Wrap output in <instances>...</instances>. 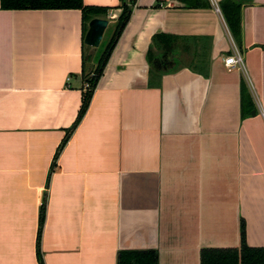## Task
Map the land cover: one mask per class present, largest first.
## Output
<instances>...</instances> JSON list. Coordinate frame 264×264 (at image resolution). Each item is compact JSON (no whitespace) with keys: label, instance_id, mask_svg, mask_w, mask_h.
I'll return each instance as SVG.
<instances>
[{"label":"crops","instance_id":"1","mask_svg":"<svg viewBox=\"0 0 264 264\" xmlns=\"http://www.w3.org/2000/svg\"><path fill=\"white\" fill-rule=\"evenodd\" d=\"M196 1L84 0L114 27L132 11L68 136L90 85V21L0 0V264L146 250L201 264L204 248L241 245L242 219L264 247V0H240L239 43L222 0ZM235 50L243 68L225 65Z\"/></svg>","mask_w":264,"mask_h":264},{"label":"trees","instance_id":"2","mask_svg":"<svg viewBox=\"0 0 264 264\" xmlns=\"http://www.w3.org/2000/svg\"><path fill=\"white\" fill-rule=\"evenodd\" d=\"M135 3L136 0H132ZM242 2L240 0H222L219 6L227 21V24L239 43L242 33V17L241 8ZM211 4L206 0H197L195 3L190 4L191 7L210 6ZM1 7L7 10H20V9H80L84 15L85 21L88 22L100 14H107V9L99 6H90L84 3V0H1ZM132 8L131 6H124V9L119 16L116 24L115 34L111 42L103 53L97 69L91 77H88L90 83L89 90L86 92L84 104L76 123L69 130L68 136L75 129L77 124L82 119L85 111L87 110L93 92L98 84V81L103 73L104 67L111 55L118 38L126 26ZM161 36V35H159ZM159 36H156L155 41ZM89 76V75H88ZM244 92L246 86H243ZM249 96V94H247ZM253 108V107H252ZM67 140V138L65 139ZM66 143H62L60 146ZM59 151L57 152V156ZM43 205V210H44ZM43 220V216H42ZM41 256V255H40ZM42 261V257H40ZM43 264V263H42ZM118 264H159V254L156 250L146 251H122L119 253ZM201 264H264V247H253L247 243L246 222L241 220V245L239 247H210L204 248L201 251Z\"/></svg>","mask_w":264,"mask_h":264},{"label":"rangeland","instance_id":"3","mask_svg":"<svg viewBox=\"0 0 264 264\" xmlns=\"http://www.w3.org/2000/svg\"><path fill=\"white\" fill-rule=\"evenodd\" d=\"M113 19L109 20L110 24L108 26V28L105 31L104 34V38L101 42V44L95 49L90 47L86 52V56H88L87 61L91 62L90 65H88V69L86 70V72L90 71V72H95V70L97 69L98 64L100 63L101 57L103 55V53L105 52L107 46L109 45V43L111 42V39L114 36V29H116L115 24L111 23ZM114 24V25H112ZM87 48V45H86ZM189 63V58H184V63ZM89 64V63H88ZM93 75V73H91L90 77Z\"/></svg>","mask_w":264,"mask_h":264},{"label":"water","instance_id":"4","mask_svg":"<svg viewBox=\"0 0 264 264\" xmlns=\"http://www.w3.org/2000/svg\"><path fill=\"white\" fill-rule=\"evenodd\" d=\"M109 23L110 21L107 18L95 17L91 19L89 22V29L84 38V43L88 46L97 48L103 40Z\"/></svg>","mask_w":264,"mask_h":264},{"label":"built area","instance_id":"5","mask_svg":"<svg viewBox=\"0 0 264 264\" xmlns=\"http://www.w3.org/2000/svg\"><path fill=\"white\" fill-rule=\"evenodd\" d=\"M216 7L218 10L221 8L219 5L216 4ZM225 65L227 67H238V68H243L244 66V58L242 53L239 50H235L232 54L228 55L225 58Z\"/></svg>","mask_w":264,"mask_h":264}]
</instances>
